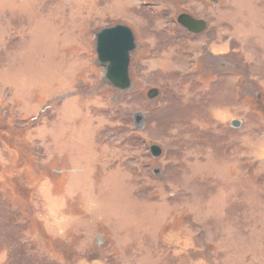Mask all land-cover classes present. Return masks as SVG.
<instances>
[{"label": "rangeland", "instance_id": "374dc122", "mask_svg": "<svg viewBox=\"0 0 264 264\" xmlns=\"http://www.w3.org/2000/svg\"><path fill=\"white\" fill-rule=\"evenodd\" d=\"M0 264H264V0H0Z\"/></svg>", "mask_w": 264, "mask_h": 264}, {"label": "water", "instance_id": "95a60500", "mask_svg": "<svg viewBox=\"0 0 264 264\" xmlns=\"http://www.w3.org/2000/svg\"><path fill=\"white\" fill-rule=\"evenodd\" d=\"M178 22L195 34H200L205 28L203 21L195 20L187 14L181 15L178 18ZM134 48V33L124 25L104 29L97 35L96 51L98 61L106 65V78L117 89L127 90L130 88L129 67L131 53ZM156 95V90L150 93L151 97ZM137 120H141V117H137ZM233 124L239 126L238 121H234ZM152 153L157 157L160 155V149L157 146H153Z\"/></svg>", "mask_w": 264, "mask_h": 264}, {"label": "flooded vegetation", "instance_id": "af4514ba", "mask_svg": "<svg viewBox=\"0 0 264 264\" xmlns=\"http://www.w3.org/2000/svg\"><path fill=\"white\" fill-rule=\"evenodd\" d=\"M183 15V14H182ZM192 17V16H191ZM179 18V17H178ZM193 18V17H192ZM195 19V18H194ZM195 20H197V19H195ZM177 22H178V19H177ZM178 24L182 27V25L178 22ZM183 29H185L187 32H189L190 34H193V35H200V34H195V33H192V32H190L187 28H185V27H182Z\"/></svg>", "mask_w": 264, "mask_h": 264}]
</instances>
